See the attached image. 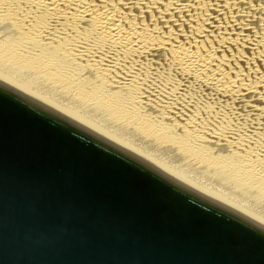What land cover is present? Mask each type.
Instances as JSON below:
<instances>
[{
  "label": "bare ground",
  "instance_id": "6f19581e",
  "mask_svg": "<svg viewBox=\"0 0 264 264\" xmlns=\"http://www.w3.org/2000/svg\"><path fill=\"white\" fill-rule=\"evenodd\" d=\"M0 33L1 51L17 62L69 86L82 81L105 115L130 114L191 152L213 153L264 192V0H0ZM14 67L0 61V76L264 222L235 196L47 99Z\"/></svg>",
  "mask_w": 264,
  "mask_h": 264
},
{
  "label": "water",
  "instance_id": "95a60500",
  "mask_svg": "<svg viewBox=\"0 0 264 264\" xmlns=\"http://www.w3.org/2000/svg\"><path fill=\"white\" fill-rule=\"evenodd\" d=\"M0 264H264V222L0 76Z\"/></svg>",
  "mask_w": 264,
  "mask_h": 264
},
{
  "label": "rangeland",
  "instance_id": "374dc122",
  "mask_svg": "<svg viewBox=\"0 0 264 264\" xmlns=\"http://www.w3.org/2000/svg\"><path fill=\"white\" fill-rule=\"evenodd\" d=\"M253 26L254 24H252V27ZM0 56L1 62L6 61L7 63L13 64L15 66L12 69L13 72L19 74L20 76H23V79L28 80L29 84L30 82H32L33 86L31 87V84L29 85L31 88L37 90L35 87V85H37L41 94H43L44 96L48 94L49 96L46 95L47 99H50L52 101L54 98L53 101L55 103L58 102L59 105L61 104L60 106L63 105V107L66 106L68 108L71 107L72 110L76 109L82 113H84L85 111V113L89 117H91V119H94V121L97 120L96 122L101 126L104 123L102 127L106 126L107 130H110L108 129V127L111 128L110 132L116 134L117 131L118 133L116 136L121 137L125 140L129 139V142L131 140V143H133L134 146L137 145L136 147L140 148L141 150L143 149V151L149 154L151 153L150 155L155 156L160 161L162 160L164 164L171 167L175 171L181 170L179 171L180 173H185V175L191 177L193 180L199 179L198 181H196L198 183H202L205 179L202 185L208 188H210V185H212L211 189L214 186L213 189H216V191L218 192L220 190V194L222 195L225 191V194L227 195L226 197L224 196L225 194L223 196L227 198V200L230 199V197L231 199H233L232 197L235 196V198H238L235 199L237 204L239 202L242 205H240L241 207H245L244 205L247 204L248 207L252 208L251 210H249V208L247 210L251 211L253 214L255 213L256 215L260 212L258 216L264 218V192L257 189L256 187H252L249 183L243 181L242 179L236 178L235 175L230 173V171L225 167L223 169L218 162L212 160V158L216 157L217 155H214L212 153L210 156L211 158H204L196 152H191L189 151V148L183 146V144L176 143V140H174L173 138L174 135L164 133L161 129L152 127L148 123L143 124L140 122V120L130 114L118 112L120 117L114 118L105 115L102 112L101 107L104 109H108L107 106L100 105L98 103V107H96L95 103L97 94H95V96L82 94L83 92L81 93L80 87H86L80 80L79 82L75 81L76 86H69L64 83V80L58 73H54L49 70L41 71L38 69L29 68L24 65L26 63L22 64L21 62H17L16 59L11 58L8 52L1 51V47ZM86 89L88 90V88ZM62 103H65L66 105ZM259 105L263 104L259 103ZM113 128H116L115 131H112ZM167 160L169 161L167 162ZM193 176L196 179H194ZM243 203L245 204L243 205ZM255 208L257 209V211Z\"/></svg>",
  "mask_w": 264,
  "mask_h": 264
}]
</instances>
